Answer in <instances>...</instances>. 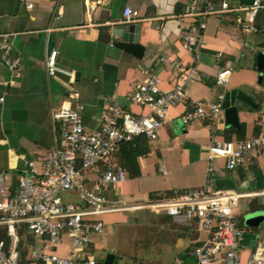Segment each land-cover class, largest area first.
Wrapping results in <instances>:
<instances>
[{
	"label": "crops",
	"instance_id": "crops-1",
	"mask_svg": "<svg viewBox=\"0 0 264 264\" xmlns=\"http://www.w3.org/2000/svg\"><path fill=\"white\" fill-rule=\"evenodd\" d=\"M30 1L31 9L19 0H0V34H9L13 54L22 59L15 74L1 64L0 54V96L4 97L0 103V171L5 172L7 181L16 186L26 160L41 159L59 145L60 124L53 114L70 92H79L72 105L78 107L84 126L95 130L102 125L112 101L136 115L148 114V109L127 99L143 80V70L153 68L165 91L179 82L176 71L169 68L171 62L180 61L185 69L197 66L201 80L187 85L189 98L169 110L158 139L140 141L147 150L136 158L140 174L134 177L127 171L126 181L105 188L103 193L110 200L123 199L135 205L158 193L189 188L233 190L241 195L237 218L245 229L240 245L246 260L264 240V222L258 227L244 224L246 213L264 210V153L234 170L225 168L223 158L211 162L207 157L213 139L245 140L264 134V70L256 65L258 52H264V9L256 18L255 34L237 25L235 13L210 17L197 63L182 47L186 23L174 18L183 11L184 0H101L94 9L87 7L86 0ZM252 2L231 0L237 6ZM126 7L140 13L142 20L135 23L141 24L140 43L146 48L143 58L113 45L116 38L112 31L123 24ZM53 49L58 51L56 63L63 71L49 76L46 62ZM222 69L231 70L227 87L216 83ZM233 88L247 92L255 105L239 106V128L226 123L224 110L217 122L204 119L183 124L181 117L194 101H217ZM120 149L114 162L123 166ZM158 215L164 224L162 240L168 246L153 264H176L182 257L195 264L189 248L204 234L178 226L165 214ZM170 224L184 230L183 234L170 229ZM105 226V235L92 238L93 250L99 244L109 247L113 235ZM182 238L188 240L187 246H178Z\"/></svg>",
	"mask_w": 264,
	"mask_h": 264
},
{
	"label": "built area",
	"instance_id": "built-area-1",
	"mask_svg": "<svg viewBox=\"0 0 264 264\" xmlns=\"http://www.w3.org/2000/svg\"><path fill=\"white\" fill-rule=\"evenodd\" d=\"M19 1L28 9L33 8L30 0ZM100 3L101 0H86L88 8L94 9ZM262 9L264 0H253L248 6L233 5L231 0H184L183 11L174 16L186 23L182 47L198 63L210 17L235 13L237 25L248 34H255L256 18ZM140 20L138 10L131 7L123 10V23ZM244 47H249L248 43ZM57 53L53 49L47 58L49 76L63 71L57 66ZM0 54L1 64L18 74L22 59L13 54L9 34H0ZM169 68L179 76L173 89L162 90L158 74L150 68L142 71L143 80L127 94L130 102L148 109V114L136 115L112 101L102 125L95 130L84 126L78 107L72 105L79 92H70L53 114L60 124L59 145L41 159L26 160L16 186L0 171V264H98L91 247L92 238L107 232L97 217L140 209L165 214L178 226L203 233L204 238L189 248L188 254L195 264H264V240L243 259L240 242L245 229L237 218L241 195L233 190L189 188L173 194L158 193L135 205L123 199L110 200L103 193L105 188L127 179V170L114 162L123 143L139 137L158 139L168 121L169 110L189 98L187 85L202 78L197 66L185 69L182 62L174 61ZM230 75L231 70L222 69L216 83L227 87ZM224 97L221 94L217 101H194L181 121L185 125L204 119L217 122L223 112ZM3 101L0 96V103ZM261 153L264 134L245 140L213 139L207 158L211 162L223 158L225 168L234 170ZM24 235L31 238L28 237L27 243L23 241ZM176 264L188 263L182 257Z\"/></svg>",
	"mask_w": 264,
	"mask_h": 264
},
{
	"label": "rangeland",
	"instance_id": "rangeland-1",
	"mask_svg": "<svg viewBox=\"0 0 264 264\" xmlns=\"http://www.w3.org/2000/svg\"><path fill=\"white\" fill-rule=\"evenodd\" d=\"M97 219L109 226L113 235L109 247L102 244L94 246L96 256L102 262L107 254L113 252L117 255L118 264H153L167 252L168 245L162 240L164 224L161 215L150 210H132L102 214ZM169 228L181 234L184 231L173 224ZM23 241L28 242L27 235H24ZM187 241L182 238L178 246H187Z\"/></svg>",
	"mask_w": 264,
	"mask_h": 264
},
{
	"label": "water",
	"instance_id": "water-1",
	"mask_svg": "<svg viewBox=\"0 0 264 264\" xmlns=\"http://www.w3.org/2000/svg\"><path fill=\"white\" fill-rule=\"evenodd\" d=\"M141 24L123 23L119 28L112 31V36L116 38L113 45L125 52L132 53L138 58H143L146 48L140 43ZM257 68L264 70V52L257 54ZM264 95V91H263ZM253 98L245 91L233 88L225 93L222 108L225 113L226 123L239 128V106L246 105L252 107L254 105ZM264 222V210L248 212L244 215V224L248 227H258ZM116 254L110 252L106 255L103 262L98 264H113Z\"/></svg>",
	"mask_w": 264,
	"mask_h": 264
},
{
	"label": "trees",
	"instance_id": "trees-1",
	"mask_svg": "<svg viewBox=\"0 0 264 264\" xmlns=\"http://www.w3.org/2000/svg\"><path fill=\"white\" fill-rule=\"evenodd\" d=\"M241 128L243 129L244 127L241 126ZM256 128H258V126ZM143 138L144 137H139L133 142L123 143L120 149L123 167L134 177L140 174L136 158L147 151L146 147L142 146L140 143ZM113 264H118L117 258Z\"/></svg>",
	"mask_w": 264,
	"mask_h": 264
}]
</instances>
